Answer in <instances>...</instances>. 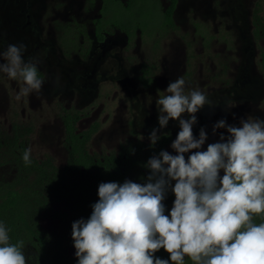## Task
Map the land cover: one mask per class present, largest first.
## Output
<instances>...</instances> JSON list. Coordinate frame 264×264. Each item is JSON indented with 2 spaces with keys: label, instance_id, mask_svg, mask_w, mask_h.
Segmentation results:
<instances>
[{
  "label": "rangeland",
  "instance_id": "obj_1",
  "mask_svg": "<svg viewBox=\"0 0 264 264\" xmlns=\"http://www.w3.org/2000/svg\"><path fill=\"white\" fill-rule=\"evenodd\" d=\"M242 1L247 2L249 14L254 3L264 5V0H178L173 17L175 31L169 32L164 40L154 37L139 43L134 39L124 48L120 45L124 36L116 31L109 36L115 44L97 60L100 49H95L93 57L64 55L57 38L59 29L74 20L92 40V20L99 15V0L94 8H90L92 5L87 0H35L30 10L35 16L29 19L36 22L40 38L34 33L29 39L17 26L11 27L10 34L4 29L1 34L8 36V40L0 39V52L12 44L25 45L24 59L39 60L38 72L44 83L39 93L17 99L23 84L0 74V133H3L0 138L12 136L14 127L19 128L18 133L28 139L26 148H31L32 159L41 161L48 157L55 167L62 168L66 164L67 149L61 113L73 109L82 115L76 126L78 133L96 125L87 145L89 154L108 156L117 154L123 147L148 146L152 129L159 128L156 101L166 94L167 84L179 77L185 79L188 89L199 88L211 102L196 113L197 123L193 126L197 138L201 128L207 134L201 151L206 150L208 144L218 142L221 134L227 136L224 129L213 134V126L219 120L239 126L241 118L264 119V23H260L251 51L237 41V30L224 14L229 13L232 4ZM160 3L162 8L166 4L165 0ZM24 19L23 14L21 20ZM195 22L204 24L207 30H194ZM157 28V18L147 24L151 33ZM248 30L252 32L251 27ZM220 35L226 38L223 42L219 41ZM156 40L159 42L154 43ZM34 46L39 49L33 51ZM92 49L91 46L90 51ZM247 61L249 85L248 89H242L240 82L245 80L246 74L240 69L243 70ZM95 64L94 78L89 80L85 73L89 74ZM146 65L156 67L158 76H163L155 89L137 87L139 70ZM182 118L187 119L188 115ZM179 130L178 122L170 120L158 131L157 142H161L164 135L172 137L161 150L175 155L170 145ZM190 154H186L185 159ZM15 172L13 164L2 166L0 180H12ZM58 208L62 209V205ZM40 224L48 232L57 227L55 221L47 218L41 219ZM31 253V249L25 250L29 259Z\"/></svg>",
  "mask_w": 264,
  "mask_h": 264
},
{
  "label": "clouds",
  "instance_id": "obj_2",
  "mask_svg": "<svg viewBox=\"0 0 264 264\" xmlns=\"http://www.w3.org/2000/svg\"><path fill=\"white\" fill-rule=\"evenodd\" d=\"M25 51L12 44L0 52V74L23 84L17 99L39 93L44 83L39 60L26 61ZM164 92L156 101L159 128L148 139L155 145L158 131L177 121L180 130L170 145L175 155L161 150L150 157L145 183L99 184L89 218L71 225L77 264H184L185 257L195 264H264V223L254 222L264 214V119L241 118L239 126L219 120L213 134L224 129L227 136L201 151L207 134L201 128L197 138L193 126L196 113L211 103L207 95L188 89L183 77ZM31 151L24 150L26 165ZM169 189L175 199L165 215ZM8 232L0 222V264H28L24 242L11 243ZM160 249L168 260L154 256Z\"/></svg>",
  "mask_w": 264,
  "mask_h": 264
},
{
  "label": "trees",
  "instance_id": "obj_3",
  "mask_svg": "<svg viewBox=\"0 0 264 264\" xmlns=\"http://www.w3.org/2000/svg\"><path fill=\"white\" fill-rule=\"evenodd\" d=\"M88 1L92 3L94 0ZM165 1L166 7L162 8L160 0H101L99 16L92 22L95 39L100 41L105 33L119 30L132 42L136 29L139 28L142 37H146L150 33L147 24L154 23L156 18L159 32L165 28L174 29L172 14L177 0ZM83 28L75 21L62 27L60 46L64 54H87L90 40ZM81 117L79 111L62 110L64 145L67 149L66 164L62 168L55 167L48 157L41 161L31 158L32 163L26 165L22 157L28 139L18 133L19 128L14 127L12 136L0 138V168L10 163L16 169L12 180H0V222L9 230L11 243L23 241L24 251L31 249L28 264H77L75 253H72L75 249L71 225L81 218H89L91 205L98 200L99 184H122L125 180L145 183L150 172L144 165L168 141L164 137L155 145L123 147L122 151L108 156L89 154L87 145L96 125L76 132V124ZM174 199L169 189L163 200L165 215L171 211ZM60 205L62 209L58 208ZM43 218L55 221L57 227L51 232L44 230L40 224ZM254 222L264 223V214L255 216ZM154 256L169 259L163 249ZM184 264L195 262L185 257Z\"/></svg>",
  "mask_w": 264,
  "mask_h": 264
},
{
  "label": "flooded vegetation",
  "instance_id": "obj_4",
  "mask_svg": "<svg viewBox=\"0 0 264 264\" xmlns=\"http://www.w3.org/2000/svg\"><path fill=\"white\" fill-rule=\"evenodd\" d=\"M34 1L35 0H0V39L2 41L8 40V36L2 35L1 31L5 29L8 31V34H10V33H12L11 27H13V26H17L18 29L23 30L24 35L26 34L29 37V39H31V36L34 33H35L34 35L37 36V39L40 38L39 37L40 33H38V27L36 25V22L32 23L29 19L30 16H33V17L35 16V14H32V12L30 11ZM177 2H178V0H177ZM87 3L92 5V6H90V8H94L96 6V0H94L92 3H89V1L87 0ZM98 3H99L98 12H100L101 0H99ZM231 3H233V2L231 1ZM261 5H262V3L260 5H258V3L257 4L254 3L252 6V10L250 11L251 14H249L248 13L249 11L246 7L247 2L242 1L241 3H237L236 5L232 4V6H231L232 8H230L229 13H224L227 16H229L230 19L228 18V20L231 21L233 28L235 30H237V41L240 42L241 46L245 45L251 51H252V47L254 45L255 40H257L256 35L258 33V28L261 27L260 23L261 22L264 23V18H263L264 5L263 6H261ZM165 7H166V4L163 8H165ZM176 9H177V4H176V7L173 11L172 18L174 17V13H175ZM23 14L25 16V19H27L26 22H25V19H24V21L21 20V17ZM248 15H249V18H247ZM93 20H92V22H93ZM183 20L185 22L187 21L186 18ZM73 21H69V22H73ZM173 21H174V19H173ZM76 23L81 25L78 22H76ZM175 27H176V23H175ZM249 27H251V29H252L251 33L248 30ZM93 28H94V25H93ZM198 28L203 29V30H207L208 27H206L204 24H202L200 22H195L194 23V30H197ZM116 31L122 33L124 36L123 42L120 45L121 46L124 45V48L126 46L129 47L132 42L128 41L127 35L122 31L115 30L112 34H106L105 33L104 38L100 41L95 39L94 32H93V39L92 40L87 35L89 40H90V47H89L87 54L85 56H82L78 53H70V55L71 54H77V55L81 56L82 58H85L86 56L87 57H93L95 54V49H100V51H101L100 55H99V57H97V60H100L103 56L106 55V52L110 50L112 45L115 44L114 42H112L109 39V36L113 35ZM172 31H175V28L174 29H171V28L166 29L165 28L163 31H160V32L157 29V30H154V32H152V33L150 32L149 34H147L146 37H142L141 31L139 30V28H137L135 31V35H136L135 40L138 41L139 43H142V42H146L149 39L152 40L154 37H157V40L160 41L162 39L164 40L169 35V32H172ZM261 34H262V31H261ZM149 35H151L150 38H149ZM62 36H63V30L61 28V29H59V36L57 38V42H58L59 46H60ZM223 37L224 36L220 35V37H219L220 40L219 39L218 40L223 42V40L226 39ZM157 40L154 43H158L159 41H157ZM41 45H42L41 47L44 46L43 43ZM91 46L93 47V49L90 51ZM155 46H157V45H155ZM33 49H34L33 51H35V50H38L39 47L34 46ZM245 50H246V48H245ZM62 52H63V48H62ZM64 55H66V54H64ZM248 62L249 61H247V65L243 67V70L240 69L241 73L246 74L243 76V78H245V80L240 82V86L242 89H248V85H249V78H250L249 76L250 75L248 73V65H249ZM156 70L157 69L154 66L149 67L148 65H146L143 68L141 67L139 70V74L137 76V79H138L137 87H139L141 89H155V88H157L158 87L157 84L162 81L163 76H160V75L158 76V74L156 73L157 72ZM95 71H96V64L93 65V69H91L89 74L85 73V76H87V79H89V80L93 79L94 75H95ZM40 76H41V74H40ZM127 79H128V76H127ZM235 83H236V81H235ZM129 87L132 88L131 85H129ZM78 122H77V124H78ZM77 124H76V126H77ZM164 137H167L168 141L172 138L170 135H164V136H162L161 139L163 140ZM166 143H164L162 145V147Z\"/></svg>",
  "mask_w": 264,
  "mask_h": 264
}]
</instances>
